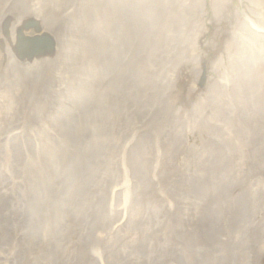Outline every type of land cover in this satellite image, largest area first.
<instances>
[{"label":"rangeland","instance_id":"obj_1","mask_svg":"<svg viewBox=\"0 0 264 264\" xmlns=\"http://www.w3.org/2000/svg\"><path fill=\"white\" fill-rule=\"evenodd\" d=\"M21 3L0 22V264H264V0ZM29 20L58 55L11 69Z\"/></svg>","mask_w":264,"mask_h":264},{"label":"bare ground","instance_id":"obj_2","mask_svg":"<svg viewBox=\"0 0 264 264\" xmlns=\"http://www.w3.org/2000/svg\"><path fill=\"white\" fill-rule=\"evenodd\" d=\"M21 1L22 0H7L6 3L2 4V0H0V22L6 17V15L8 14L9 11L16 10L18 8H21V10H24V6L22 5ZM22 12H24V11H22ZM21 17H23V16L21 15L20 18ZM12 27L16 28V33H15L16 35L12 38L13 42H15V39H16V42L14 44V48H15L14 52L16 54H15V56L12 55V58H13L14 61L12 60L11 57H9V59H8L9 65L14 64L17 67V66H19L18 62L20 60L23 61V62H27V61L31 62L33 59L34 60L41 59L42 56H46V55H48L50 53H53V56H57L58 55L59 49H56V50L54 49V46H55L54 42L51 40V38H50V36L48 34H46V33L42 34L44 32V31L42 32V29H41V32H42L41 34H37V35L33 36V37H36V36L41 35V37H39V38H30V37L24 35L25 33L30 32L29 29H17V27H14L13 25H12ZM4 31L7 32L8 30H4ZM9 42H10V40H9ZM48 42H49V44H48ZM4 46H5V48L8 47L7 45H4V44L0 43V49L1 50H3ZM43 46H45L46 48H43ZM43 49H46V51H44ZM49 63H50V61H49ZM47 64H48L47 61H35L32 64V67L39 68V67H41L43 65H47ZM10 68L11 69H15V67L13 65H11ZM12 74H14V73H12ZM4 83H5V76L0 74V89H2L4 87ZM166 101H168V100H166ZM170 102H171V104H173V102H174L175 106L177 105L176 101H170ZM33 105H34V103L31 106H33ZM194 107H197V106L194 105ZM176 109H178V108H176ZM74 134H77V133L75 132ZM74 143H75L76 146L83 147L82 146L83 145V140L80 141V142L78 140H76V142H74ZM1 149H2V147H0V150ZM82 150H83V152H82L83 154H81V155L86 158L87 154H85L84 147L82 148ZM76 157L77 156L71 157V158L68 159V161L69 160L72 161ZM90 162L92 163V161H90ZM66 165H69V163H66ZM66 165H64L63 167H65ZM0 220H1V218H0ZM248 241H250V240L248 239ZM8 242L10 243V241H8ZM7 248H10V244L5 242L4 246H3V242H1V239H0V262L2 261V256L3 255L6 256V252H8ZM242 251H244V250H242ZM241 253H243L245 255V251L241 252ZM26 263L27 262H24L23 264H26Z\"/></svg>","mask_w":264,"mask_h":264},{"label":"water","instance_id":"obj_3","mask_svg":"<svg viewBox=\"0 0 264 264\" xmlns=\"http://www.w3.org/2000/svg\"><path fill=\"white\" fill-rule=\"evenodd\" d=\"M156 16H157V14H156ZM155 21H156V17L151 18V21L149 23V27H152L154 25ZM22 29H40V27L37 23L31 21V22L25 23V25L22 27ZM48 44H49V42H48ZM43 48H46V47L43 46ZM43 50L46 51V49H43Z\"/></svg>","mask_w":264,"mask_h":264}]
</instances>
